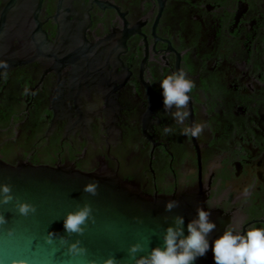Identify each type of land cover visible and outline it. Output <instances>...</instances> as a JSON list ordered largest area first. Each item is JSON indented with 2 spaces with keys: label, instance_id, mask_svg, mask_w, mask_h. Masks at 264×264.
I'll return each mask as SVG.
<instances>
[{
  "label": "flooded vegetation",
  "instance_id": "af4514ba",
  "mask_svg": "<svg viewBox=\"0 0 264 264\" xmlns=\"http://www.w3.org/2000/svg\"><path fill=\"white\" fill-rule=\"evenodd\" d=\"M0 61L4 162L199 191L225 230L264 228V0H0ZM180 70L198 138L164 109Z\"/></svg>",
  "mask_w": 264,
  "mask_h": 264
},
{
  "label": "water",
  "instance_id": "95a60500",
  "mask_svg": "<svg viewBox=\"0 0 264 264\" xmlns=\"http://www.w3.org/2000/svg\"><path fill=\"white\" fill-rule=\"evenodd\" d=\"M92 181L99 182L95 196L83 192ZM5 183L12 186L14 197L35 205L37 212L21 216L14 207L16 200L0 205V213L8 222L0 226V264H10L12 259H27L29 264H89L92 260L103 264L109 257H115L120 264H134L128 255L130 245L139 242L144 246L137 258L152 248L163 247L165 229L177 215L184 218L187 236V224L197 218L198 208L210 212L209 220L216 228L207 237L208 251L193 264H215L212 245L223 235L228 222L220 211L206 206L205 195L199 191L148 198L134 184L109 170L87 173L70 165H10L0 159V184ZM169 201H177L178 207L166 211ZM85 203L91 206L95 223L90 221L83 235L67 237L69 243L80 240L87 249L86 255L72 257L59 237L67 236L66 214ZM9 228L14 230L11 237L7 234ZM49 232L58 234L51 244L45 241Z\"/></svg>",
  "mask_w": 264,
  "mask_h": 264
},
{
  "label": "clouds",
  "instance_id": "9594fccd",
  "mask_svg": "<svg viewBox=\"0 0 264 264\" xmlns=\"http://www.w3.org/2000/svg\"><path fill=\"white\" fill-rule=\"evenodd\" d=\"M9 67L6 61H0V68ZM4 75H7L5 72ZM163 90V105L166 113H169L177 125H182L180 134L186 137L198 138L204 125L200 123L188 124L190 115L189 109L190 96L194 88V82L187 78L183 70L174 72L160 82ZM174 109V111H173ZM171 126L163 128V134L173 133ZM99 187L98 181L87 183L83 192L92 196L97 194ZM16 200L15 209L21 216L28 217L37 212L35 205L20 201L12 194L10 184H0V205H7ZM166 211H171L178 207L177 201H169L166 204ZM91 206L85 203L75 211L68 212L64 217V229L67 236H60L61 245H67V252L72 257L84 256L87 249L81 246L80 240L69 243L68 238L73 234L83 235L88 223H95V217L92 214ZM198 216L187 224L188 235H184V218L182 216L172 217L173 224L165 229L163 247L152 248L147 255H141L137 258V253L144 251V246L137 242L129 246L128 255L134 264H193L198 257H203L209 249L208 235L216 228L214 222H210V212L203 208L197 209ZM167 219V218H166ZM3 213H0V226L7 224ZM8 236L14 235V230L9 228ZM58 234L49 232L45 237L48 244ZM215 264H264V228L251 227L246 233L240 234L234 230L226 229L222 236L217 238L213 245ZM10 264H29L27 259H12ZM89 264H97V261H89ZM103 264H120L115 257H109L103 261Z\"/></svg>",
  "mask_w": 264,
  "mask_h": 264
}]
</instances>
